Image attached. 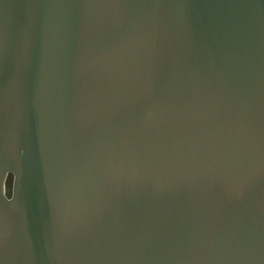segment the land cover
Instances as JSON below:
<instances>
[{
  "label": "water",
  "instance_id": "1",
  "mask_svg": "<svg viewBox=\"0 0 264 264\" xmlns=\"http://www.w3.org/2000/svg\"><path fill=\"white\" fill-rule=\"evenodd\" d=\"M0 264H264V0H0Z\"/></svg>",
  "mask_w": 264,
  "mask_h": 264
},
{
  "label": "rangeland",
  "instance_id": "2",
  "mask_svg": "<svg viewBox=\"0 0 264 264\" xmlns=\"http://www.w3.org/2000/svg\"><path fill=\"white\" fill-rule=\"evenodd\" d=\"M11 186H12V178L8 177V180L6 182V192L9 195L11 192Z\"/></svg>",
  "mask_w": 264,
  "mask_h": 264
},
{
  "label": "flooded vegetation",
  "instance_id": "3",
  "mask_svg": "<svg viewBox=\"0 0 264 264\" xmlns=\"http://www.w3.org/2000/svg\"><path fill=\"white\" fill-rule=\"evenodd\" d=\"M10 177H12V175Z\"/></svg>",
  "mask_w": 264,
  "mask_h": 264
}]
</instances>
